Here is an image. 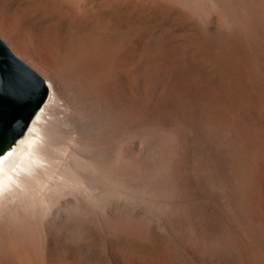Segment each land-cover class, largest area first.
I'll return each mask as SVG.
<instances>
[{
    "label": "rangeland",
    "instance_id": "obj_1",
    "mask_svg": "<svg viewBox=\"0 0 264 264\" xmlns=\"http://www.w3.org/2000/svg\"><path fill=\"white\" fill-rule=\"evenodd\" d=\"M117 1L87 0L85 16H63L42 9L28 10L29 0H12L0 11V30L7 35L4 37L0 33V37L46 80L49 79L47 74L29 56L49 67L57 60L56 53L69 51L54 45V30H60L62 34L78 28L92 31L101 24L111 22L118 24L123 35L135 37L138 42L114 46L106 54H97L94 66L95 69H109L113 74L108 79L109 84L113 85V80L117 79L121 86L115 141L118 149L126 152L124 161L133 162L134 165H130L127 161L128 165L137 169L143 167L144 172L146 165L140 162L141 159L135 160L136 153L140 152L144 160L151 159L149 165L152 167L148 166L155 172L161 171L165 162L167 165H164V168L167 167V182L157 177L160 180L156 178L151 184L161 194L167 195L165 209L132 205L130 208L115 201L114 205L93 213V216L85 213L79 224L80 238L72 240L61 231L55 232L44 245L43 264H118L123 252L146 262L160 255L169 256L174 264H192L189 248L193 244V236L197 234L196 227L216 231L220 226L226 234L229 232L231 203L228 202L234 189H238L237 183L241 190H246L249 201L260 209L259 182L264 151V45H258L260 43L253 40L254 37L247 35L242 24L247 26L250 18L241 8L236 9L241 24L225 21L217 11L202 20L181 9L163 15V10L160 12L155 2L152 3L154 8H147L148 14L147 9L145 13L143 10L144 16L148 17L142 15V19L135 20L125 16ZM253 23L259 27V34L264 33L260 32L264 30L257 18ZM151 38L166 39L168 42L166 46L155 45L147 42ZM221 45L227 48L231 45L228 49H233L234 54L227 53ZM220 51H225V54L222 56ZM162 56H166L164 69L157 67V59ZM146 87L156 94L167 87L177 95L182 92V98L185 92L192 98L180 99L179 111L171 110L169 113L139 107L137 113L140 115L136 113L138 119L134 118L138 121L136 123L132 121L134 115H129L130 111L127 113L122 106L124 103L128 105V100H131V89L142 91ZM93 89L94 93L89 94V98L93 96L97 103H104V98L108 101L101 86ZM128 132L148 134L154 149L146 146L141 139L129 138L131 140L127 141L124 137ZM234 152L245 157L246 163L240 166L241 163L233 162L231 154ZM240 170L242 174H239ZM244 170L253 182H257L255 186L252 183L254 188L246 182ZM197 217L204 219L208 226L202 225L204 221H198Z\"/></svg>",
    "mask_w": 264,
    "mask_h": 264
},
{
    "label": "bare ground",
    "instance_id": "obj_2",
    "mask_svg": "<svg viewBox=\"0 0 264 264\" xmlns=\"http://www.w3.org/2000/svg\"><path fill=\"white\" fill-rule=\"evenodd\" d=\"M10 1L12 0H0V11ZM117 2L125 16L135 20L142 19V15L148 17L144 16V13L155 2L160 12L163 10V15L181 9L202 20L217 11L225 21L241 24L237 15L239 11H236L241 8L250 18L247 26L244 25L245 23L242 24L247 35L254 37L253 40L256 39L260 43H257L258 45H264V35H261L264 33L259 34L257 24L253 23L257 18L264 30V0H119ZM26 9H42L63 16H85L88 8L87 0H29ZM148 11L147 9V14ZM150 13L152 15V12ZM0 33L7 37L2 30ZM122 33L118 24L111 22L101 24L92 31L78 28L68 34H62L60 30H54V45L67 48L69 51L56 53L57 60L49 67L34 56H29L30 60L39 65L49 77L46 81L50 97L48 96V101L46 100L36 113L25 134L15 142L14 146L0 155V264H43L44 245L55 232L61 231L72 240L80 238L79 224L84 215L89 213L93 216V213L108 208L115 201L121 206L130 208L144 206V208L162 210L168 205L167 195L161 194V191L151 185L157 177L167 182L165 172L167 167L164 168V165L167 166L166 162L161 171L159 169L155 172L153 168L150 169L151 159L146 158L145 161L140 157V152L136 153L135 160L141 159L140 162L143 161L147 167L143 172L141 169L143 167L140 166L142 162L139 164L141 168L137 169L130 166L134 165L133 162L131 164L127 159L130 164L128 165L127 161H124L127 158L124 155L125 151L118 149V143L115 141L116 127L119 124L117 102L120 101L121 86L117 79L113 80L112 86L109 84L108 79L113 75L109 69H95L94 66V58L97 54H106L114 46L133 44L137 41L130 34ZM147 42L166 46L168 41L151 38ZM226 45L221 47L233 55V49L229 50L231 45L228 46L229 49ZM223 53L225 54V51ZM223 53L221 52L222 56ZM164 57L166 56L157 59L158 68H166ZM97 85L106 91L104 93L107 94L108 101L104 98V103H97L96 100V103L94 102L91 95ZM131 90L132 97L129 96L131 100H128L129 103L125 101L128 105L125 106L124 103L125 107L122 108L126 109L127 113L129 110V115L132 113L135 116H132L134 122L139 107L147 111L169 113L171 110H178L182 99L192 98L186 95V92L183 93L182 98V92L177 95L167 87H163L157 94L147 87L142 91ZM89 94H91L90 98ZM128 134L124 137L127 141L141 139L146 146L153 148V141L148 134L141 132ZM127 153L133 154L131 151ZM239 154L234 152L231 156L233 162L241 163L242 166L246 159ZM261 161L260 209H257L254 202L249 201L246 190H241L237 183L238 189H234L232 199L228 202L231 203L229 232L226 234L220 226H217L214 232L206 231L207 227L205 229L203 226H199L200 229L196 227L197 234L193 236L194 241L192 240L193 244H190L189 248L194 264H264V151ZM243 172L250 186L252 183L257 184L252 181L247 171ZM199 218L197 217V220ZM207 224L205 221L202 223L204 226ZM118 264L174 263L169 256L157 255L146 262L123 252Z\"/></svg>",
    "mask_w": 264,
    "mask_h": 264
},
{
    "label": "water",
    "instance_id": "obj_3",
    "mask_svg": "<svg viewBox=\"0 0 264 264\" xmlns=\"http://www.w3.org/2000/svg\"><path fill=\"white\" fill-rule=\"evenodd\" d=\"M48 96L45 77L0 37V155L25 134Z\"/></svg>",
    "mask_w": 264,
    "mask_h": 264
}]
</instances>
